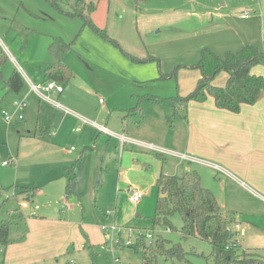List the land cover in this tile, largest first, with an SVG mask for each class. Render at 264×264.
Wrapping results in <instances>:
<instances>
[{"label":"rangeland","instance_id":"1","mask_svg":"<svg viewBox=\"0 0 264 264\" xmlns=\"http://www.w3.org/2000/svg\"><path fill=\"white\" fill-rule=\"evenodd\" d=\"M78 1L0 0V109L15 115L8 123L0 114V221L15 209L25 214L23 221L11 227L8 246H0V264H114L116 259L123 264H146L136 247L123 246L119 240L136 242L143 236L145 244L151 245L145 236L148 232L154 233V240L165 237L188 252L181 260L160 256V264H214L208 241L183 236L179 213L171 218L173 229L156 223L157 185L135 176L130 188L141 189L145 195L137 206L133 203L130 188L116 178L117 169L109 163L115 159L113 152L101 153L105 144L97 143L101 131L89 132L71 117L105 124L103 115L113 104H125L142 94L157 96L170 107L180 84L183 88L193 84L192 75L199 72L190 66L210 46L206 44L216 31L213 20L219 21L224 12L219 7L233 1L240 9L230 15L239 19L249 0H84V8L97 4L92 19L110 38L85 22ZM56 37L70 44L63 61L72 67L74 77L62 83L60 94L52 92L46 98L35 91L38 96L28 97L27 106L17 109L16 102L30 88L26 76L42 83L41 69L57 60L50 50ZM215 50L222 54L227 49ZM16 70L26 79L19 93L6 88V80ZM20 114L24 118L16 120ZM165 124L167 143H172L181 135L179 124L168 119ZM40 125L49 130L40 134ZM56 127L61 131L54 134ZM86 138L90 141L85 142ZM94 147L93 154L88 152ZM164 153L170 174L182 176L194 170L188 161ZM3 160L10 163L4 165ZM201 176L203 185L217 193L221 208L236 213L244 230L236 232L239 250L264 256V190L245 179V183H230L215 170L204 169ZM21 186H36L33 200L29 202L27 191L17 189ZM25 201L29 203L24 206ZM103 226L117 230L109 234Z\"/></svg>","mask_w":264,"mask_h":264},{"label":"crops","instance_id":"2","mask_svg":"<svg viewBox=\"0 0 264 264\" xmlns=\"http://www.w3.org/2000/svg\"><path fill=\"white\" fill-rule=\"evenodd\" d=\"M223 6L225 8L219 7L224 11L219 14V21L213 20V25L216 27L215 34L213 33L211 42L206 45L212 46L214 51H216V47L220 46L227 50H233L235 47L247 44L256 45L264 50V0H249L243 6L244 10L239 19L230 15L234 10L240 9L233 1L231 3L225 1ZM219 8H217L218 11H220ZM244 12H249L250 16L243 17ZM237 20H239V25L235 23ZM210 46L205 47L210 48ZM252 73L264 76V68L260 67V64L255 65L252 68ZM198 76L200 77V71L192 75L193 78L195 77L192 81L193 84L185 88H183V84H180L181 88L177 96H186L193 91ZM26 78L30 85V81H33L29 76ZM227 79L228 74L221 72L215 79V83L223 86L222 84H225ZM33 83L38 84L36 81ZM32 96L38 95L30 85L24 98L27 101V98ZM135 98L139 101L137 106H135L137 101ZM54 101L60 105L59 101ZM145 103L148 105L145 106ZM162 104L159 98L152 94L135 95L126 100L125 104H113L102 118V121H105V124L102 125L108 127L110 132L98 129L94 123H100L93 118L83 116H72L71 118L84 124L89 132H92L94 128L101 131L99 132L102 134H99L97 142L98 144L99 141L105 143L101 153L110 152V150L113 152L115 159L112 158L109 163L118 171L114 174L117 176L116 178L123 182L128 189L131 187L130 181H133L135 176H139L143 183L155 186L162 173L170 174V171L165 170V167L169 165V159L164 155L165 151L173 158L178 156L184 161H188L189 166L191 165L190 169H196L200 174L204 172V169L215 170L227 178L226 180L230 183H235L237 180L245 183V179L264 190V96L254 104L244 103L241 110L236 113L217 107L212 97L204 102L190 101L186 109L177 107L176 109L173 105L174 102L170 104V107L167 103ZM148 106L151 115L147 117ZM174 116L177 117L172 119ZM117 118L118 122H115ZM167 119L176 125L178 123L181 131V135H178L172 143H167L170 137L165 124ZM110 124L113 125V128L108 126ZM131 125L139 128L138 131L136 132ZM56 129L54 134L61 131L60 127H56ZM48 130L49 127L44 128L40 125V134ZM112 137H115L117 144L111 141ZM164 138L166 142L163 141ZM89 139L86 138L84 141L88 142ZM94 148L88 152L93 154L96 150ZM143 148L151 151L140 150ZM71 161L73 160L71 159L69 163ZM225 184H227L226 181ZM21 187L17 189L22 190ZM214 194L217 195L215 192ZM22 197L26 199L23 195ZM223 210L232 211L230 209ZM24 219L25 216L22 221Z\"/></svg>","mask_w":264,"mask_h":264},{"label":"trees","instance_id":"3","mask_svg":"<svg viewBox=\"0 0 264 264\" xmlns=\"http://www.w3.org/2000/svg\"><path fill=\"white\" fill-rule=\"evenodd\" d=\"M85 4L87 3L84 0L77 3L78 8L82 9L80 15L85 22L110 38L106 29L99 28L92 19L97 4L89 3L84 8ZM69 48L70 44L62 38L53 39L50 50L57 60L47 63L41 69L43 83H67L74 77L72 67L63 61ZM258 64H264V50L253 44L244 45L237 51L227 50L222 54L204 47L199 62L190 66L200 71L195 88L186 96L173 97L174 105H177L178 109H186L190 101L204 102L212 97L217 107L239 112L244 103L254 104L264 95V76L252 73V68ZM221 72L228 74L223 86L215 83ZM25 85V77L17 70L6 80V88L17 93L21 92ZM157 187L159 194L155 210L156 223L166 225L168 230L173 229L171 218L175 213H179L183 219V236H196L208 241L212 245L211 256L214 264H264V256L256 251H240L239 244L235 248H227L230 243L238 241L233 229V225L237 223L236 213L221 208L214 192L203 185L198 170L187 171L182 176L162 173L157 180ZM21 188L30 194L28 200H33L36 186ZM24 216L22 209H16L7 219L0 221L1 247L8 246L11 227L22 221ZM133 246L143 255L146 264H160V256L172 260L186 259L188 253L181 244L172 245L165 237L146 245L142 236ZM188 264L194 263L189 261Z\"/></svg>","mask_w":264,"mask_h":264},{"label":"built area","instance_id":"4","mask_svg":"<svg viewBox=\"0 0 264 264\" xmlns=\"http://www.w3.org/2000/svg\"><path fill=\"white\" fill-rule=\"evenodd\" d=\"M243 17H249L250 16V13L249 12H244L242 14ZM30 85H31V88L32 90L34 91H37L42 97H46V98H50V93H52L53 91H58V92H61L64 90V86L63 84L59 83V82H56V81H49V82H45V83H38V84H35L33 82L30 81ZM43 92H46V93H43ZM27 106V101H26V98H22L20 99L19 101L16 102V107L17 109L21 110V109H24L25 107ZM0 114L4 117V119L8 122V123H12L13 120L15 119V115L13 114H10L9 112H7L6 110L4 109H0ZM24 118L23 114H20L17 116L16 119L18 120H22ZM98 129H100L101 131H106V132H110V130L108 129V127H106L105 125H102V124H97V123H94ZM153 147V146H152ZM187 158V157H185ZM10 163V161H3V164L4 165H8ZM144 192L140 189H135V188H130L129 189V196L131 198V200L133 201V203L137 206L138 203L142 200V198L144 197ZM30 202V201H29ZM28 201H25L23 203V205H27L29 203ZM62 210H64V208H61ZM234 226L237 228L235 230V228L233 227V229L237 232L238 229L240 230V233H244V230L239 228V223L237 222L236 224H234ZM103 230H105L107 233H111V232H116L117 228L115 226L111 227V229H109L108 227H105L103 226L102 227ZM148 238L151 239V242L154 240V234L152 232H148L147 235H146ZM138 239V238H137ZM136 239V240H137ZM135 240V239H134ZM119 242L121 244H123V246L125 245H133L135 243V241H131V240H125V239H121L119 240ZM239 244V242H233V243H230L227 248L229 249H232V248H235L237 247ZM114 264H123L120 262L119 259H116L114 261Z\"/></svg>","mask_w":264,"mask_h":264}]
</instances>
